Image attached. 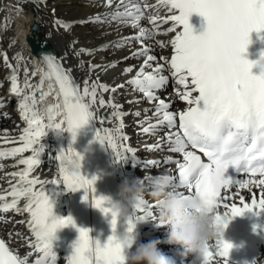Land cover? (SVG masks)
<instances>
[{
	"label": "snow or ice",
	"instance_id": "obj_1",
	"mask_svg": "<svg viewBox=\"0 0 264 264\" xmlns=\"http://www.w3.org/2000/svg\"><path fill=\"white\" fill-rule=\"evenodd\" d=\"M33 2L42 3L43 0H33ZM111 4L112 0H107V5L111 6ZM157 5L166 6L170 13L175 14L163 19L159 13L148 17L149 23L153 25L151 31L140 28L136 36L122 37L114 43V46L122 47L127 41H141L142 38L157 34L158 20L164 24L172 22V27L168 28L167 32H175L171 40L173 54L165 63L177 86L176 94L186 103V107L178 112H172L169 110V104L156 95L157 90L167 86L169 77L163 74L164 64L153 68L152 72L145 73V67H151L150 62L156 59L152 55L146 56L136 77L128 83L135 85L149 101L158 100L155 114L160 118L155 125L150 124L149 127L143 128L144 133L153 134L162 126L176 129L166 134V141L171 146V151L182 153L183 162L175 161L178 180L175 176L169 175L172 180L171 186L175 189L186 188L187 194L179 192L186 201H203L210 209H215L217 224L224 229L237 216H243L246 212L259 215L264 211V189L259 199L253 196L251 203H246L241 196L242 206L235 202L228 203L231 197L222 195V190L234 186L239 188H247L250 184L264 186V73L253 75L254 63L243 56L251 43L250 33L264 31V0H157ZM157 5H148L146 0L144 3L145 8H155ZM132 8L134 10L126 8L124 11L117 10L106 15L110 16L111 21L130 23L133 27H139L140 19L144 18L143 11L139 3ZM193 12L199 13L207 21V28L200 35H194L189 23V17ZM87 22L104 23L105 20L97 14L89 17ZM54 23L66 30L71 27L70 24L60 20ZM177 28L181 30L177 31ZM35 30L34 25L33 31ZM11 43L14 44L15 40L13 39ZM148 51V48L142 46V49L133 53V56L139 57ZM80 52L91 54L86 49H81ZM0 55L3 56L6 67L11 69L8 77L9 93L18 98L21 118L27 124L19 137L22 146L13 147L6 152L0 151V157L16 156L28 151L32 153L18 162L26 166L24 170L12 173L19 178L17 184L13 185L7 195H0V202H3L0 203V212L7 213L14 210L18 214H28V227L34 237V242L30 243L29 247L40 253L35 264H57L58 254L53 250L52 243L56 238L55 234L58 229L68 225L75 227V223L70 216L63 218L55 216L53 202L48 193L43 187L37 190L36 186L62 184L71 191L84 189L83 200L86 202L90 188L93 193L92 206L100 209L105 215H111L113 234L101 245L98 240L90 237L91 230L77 229L79 237L72 246V253L66 257L67 264H124V245L116 234L119 217L111 207L107 206L105 197H97L94 187L97 177L93 176L89 179L82 172L72 175L66 171L65 162L70 158L83 160L80 153L69 145L66 151L61 149L54 156V159L59 161V179L42 181L39 177L30 178L31 172L40 164V157L45 151L41 138L47 134V131H66L72 135L74 141L77 131L96 119L92 108L97 104L98 89L107 93L115 92L116 88H109L108 85L97 81L89 84L86 79L81 91L80 85L70 74L71 69L65 70L54 55H44L43 60L48 68L44 78L54 77L63 96V112L59 111L60 105L49 107L47 109L49 123L45 124L43 117L36 110L35 92L25 91L33 87L27 80V69L24 73V84L21 86L17 76L18 65L13 67L6 53ZM15 59L19 63L23 57L17 53ZM261 59H264V55ZM97 67L99 66L90 65V71ZM132 70V67H128L124 72L129 73ZM42 84L43 79L41 86ZM46 95L47 93H41V99ZM98 104L101 108L114 109L112 117L119 120L122 126L124 114L118 110L119 105L111 100L106 102L102 96ZM61 114L63 119L52 124L51 121L55 116ZM65 121L66 129L62 127ZM103 122L104 119H101V123ZM119 132L120 128L104 129L102 133L95 128L94 139L102 146L106 145L110 148L116 161L131 162L135 166L134 149L124 147L123 152L119 151L123 145L118 143V140L127 139L126 136L118 137ZM164 142L165 140L162 139L153 147L159 149ZM198 152L207 158V162L201 159ZM169 162V160L163 161L164 164ZM152 164L159 167L161 161H153ZM233 173H244L250 179H237ZM257 176L259 179H254ZM153 178L147 177L150 181ZM9 196L11 200L6 202ZM21 199L26 201L22 208L18 207ZM157 206L145 197L139 201L125 217L126 231L134 232L140 222H154ZM221 206L226 209L223 214L218 212ZM211 247L210 243L206 245L204 253L206 264H209L213 257ZM232 247V244L224 241L221 232L215 241L217 250L215 255L222 258L223 264H228ZM0 264H28V256L21 258L14 254L6 246L5 241L0 239Z\"/></svg>",
	"mask_w": 264,
	"mask_h": 264
},
{
	"label": "bare ground",
	"instance_id": "obj_2",
	"mask_svg": "<svg viewBox=\"0 0 264 264\" xmlns=\"http://www.w3.org/2000/svg\"><path fill=\"white\" fill-rule=\"evenodd\" d=\"M7 1L11 2L10 5ZM137 3L140 4L144 16L139 21V27H133L130 23L125 24L119 21H111L110 16L106 15L112 14L117 10L124 11L126 8L134 10L132 6ZM144 3L145 0H123V3H121V0H112L111 6H108L107 0H43L42 3L33 2V0H0V53H6L8 55L9 63L13 67H17L18 65L17 76L21 86L24 84V73L25 69H27V80L33 87L25 91L29 93L34 91L35 97L37 90L47 93L42 99L40 97V108L47 115V109L55 105H60L61 108L59 111L61 113L63 112L62 99L56 91L54 84L51 83L50 78L46 82L43 80L41 86L42 78L38 81L35 71H33L29 56V46L24 41L25 35L30 32L29 26L32 21H39V39L45 40L51 45L55 52V57L59 59L65 70L71 69V74L80 85L81 91L86 79L89 81V84L97 81L98 83L108 85L109 88H116L115 92L109 91L107 93L98 89L97 104L92 108L96 117L92 122V126L94 129L100 130L101 133L104 129L120 128L118 137L126 136L127 139L123 141L118 140V143H122L123 145V147L119 148V151L123 152L124 147L134 149L136 152V161L141 155H144L145 158L162 157L161 166L157 167L150 164L145 166L142 171L136 170L133 169L134 165L131 162L121 163L116 161L111 149L104 145L120 183L125 178L129 181L139 178L145 185V198L153 203L154 200L150 194L151 181L147 177L156 176L160 173H171V170L176 165L175 160H169L170 162L168 164H164L163 161L168 160V156L174 158L178 154L169 152V145L166 146V134L173 131L172 129H167L165 126H162L157 128L153 134L143 132V128L149 127L150 124L155 125L160 118L155 114L158 100H147L144 93L135 85L129 84L128 81L136 77L137 72L145 62L146 56L152 55L156 59L150 62L151 67H145V73L152 72L153 68L164 64L165 72L163 74L169 77L168 84H172L174 87L172 92L160 90L156 92V95L170 104L169 110L172 112L183 110L186 107V103L182 102L177 96V86L174 83V79L170 76V70H168L165 63L170 57L172 50L171 37L175 33L165 31L169 23L164 24L158 20V27L156 28L157 34L142 38L141 41H127L122 47L114 46V43L122 37L136 36L140 28L151 31L153 25L149 23L148 17L159 13V16L163 19L167 15L166 7L157 5V0H146L148 5H157L155 8H145ZM19 12L23 13H21V17L16 26V16ZM97 14H100L105 20L104 23L87 22L89 17H94ZM11 15H13V18H11ZM56 20L66 22L71 27L66 30L56 25L54 23ZM81 21H85V23H81ZM13 39L15 40L14 44L11 43ZM142 46L148 48L149 51L139 57L133 56V53L140 51ZM81 49L89 50L91 54L80 52ZM78 52H80L79 55H77ZM17 53L23 57L19 63L15 59ZM37 61L39 63L38 59ZM81 61L83 64H81ZM38 63L35 64L36 71H40L41 75L44 76L46 69L44 66H39ZM113 64L115 65L114 67L111 66ZM90 65H98L99 67L90 71ZM128 67H132L133 70L125 73L124 69ZM10 72L11 69L6 67L3 56L0 55V105H2L0 106V151L5 152L12 146H22L21 142L16 141L15 138L27 127V124L19 114L17 107L19 102L18 98L9 93L10 80L8 77ZM101 96L106 102L111 100L120 106L118 110L124 114L122 126L119 120L113 119L112 117L114 109L111 107L101 108L99 106L98 101ZM36 110L41 115L37 101ZM136 113H139V115H136ZM101 114L104 117H101ZM62 119V114L56 115L51 123L55 124ZM101 119H104L103 123H101ZM62 127L66 129V121ZM52 132L48 130L47 134L41 138V143L45 146V151L42 157H40V164L31 172L30 178L39 177L42 181L59 179V167L54 156L61 149L67 150L70 145V139L66 131L60 132L58 130H52ZM162 139L165 142L159 149L155 147H144V145L149 143L156 145ZM30 155L32 153L28 151L17 154L16 156L0 157V193L9 192L13 185L17 184L19 178L13 176L12 173L21 172L26 166L15 162L18 159L27 158ZM37 186L41 188L51 186V184H38ZM251 189L253 194L251 190L247 191L245 188L234 186L230 190V197L233 199L232 202L242 206L240 205L241 196L244 197L246 203H251L253 196H256L257 199L260 198L263 188L251 187ZM69 198V193L62 186L56 187L51 195V200L56 207L55 210L66 212ZM24 201L23 199L20 200V202ZM224 211H226L225 208L218 209L220 214H223ZM260 213L264 215V211ZM154 227L155 224L153 223L143 226L142 229L157 232ZM162 230L164 231L165 227ZM0 232L21 257L28 256V259H30L36 253L33 248L29 247L30 243L34 242V238L31 236V231L26 223L24 214H13L12 210L1 214ZM144 241L146 240H140L139 243H143ZM29 252H31V255H28ZM57 254L59 257L63 253ZM263 260L264 254L260 253L256 258V264L261 263ZM62 262L60 261L59 264H62ZM209 264H223V262L221 259L212 257Z\"/></svg>",
	"mask_w": 264,
	"mask_h": 264
},
{
	"label": "clouds",
	"instance_id": "obj_3",
	"mask_svg": "<svg viewBox=\"0 0 264 264\" xmlns=\"http://www.w3.org/2000/svg\"><path fill=\"white\" fill-rule=\"evenodd\" d=\"M253 63L264 73V59ZM65 168L69 174L78 175L82 164L73 157L65 162ZM171 185L172 180L167 173H160L151 181V197L158 205L154 222L167 229L169 244L179 245L186 255L193 256L192 264H206V245L227 228L222 229L217 224L215 209H210L203 201H186ZM117 196L118 198L107 197V206L119 218H125L145 197V185L139 178L132 181L125 178L119 186ZM89 206L93 207L92 204ZM117 237L124 245V264H177L175 258L160 250L158 240L139 243L138 234L127 231L117 234ZM251 264H256V259Z\"/></svg>",
	"mask_w": 264,
	"mask_h": 264
},
{
	"label": "water",
	"instance_id": "obj_4",
	"mask_svg": "<svg viewBox=\"0 0 264 264\" xmlns=\"http://www.w3.org/2000/svg\"><path fill=\"white\" fill-rule=\"evenodd\" d=\"M35 26H36V30L34 31V32H37L38 31V25L37 24H34ZM33 25V26H34ZM32 26V27H33ZM30 42H31V45H32V47H33V50H34V52L37 54V55H39L40 53H41V51H46V52H51V50H52V47L48 44V43H46L45 41H41V44H43L44 45V49L43 50H41V49H39L40 47H39V44H37V43H35L34 41H33V37H32V40H30Z\"/></svg>",
	"mask_w": 264,
	"mask_h": 264
},
{
	"label": "rangeland",
	"instance_id": "obj_5",
	"mask_svg": "<svg viewBox=\"0 0 264 264\" xmlns=\"http://www.w3.org/2000/svg\"><path fill=\"white\" fill-rule=\"evenodd\" d=\"M8 2V1H7ZM10 1L8 2V4L10 5ZM6 5V4H5ZM21 13H23V12H19V14H17V16H16V18H17V23H16V26H17V24H18V22H19V19H20V17H21ZM8 14V13H7ZM19 17V18H18ZM14 21V20H13ZM15 22V21H14Z\"/></svg>",
	"mask_w": 264,
	"mask_h": 264
}]
</instances>
